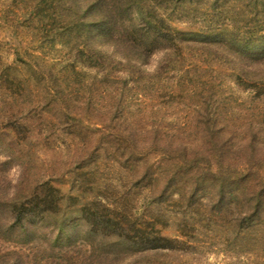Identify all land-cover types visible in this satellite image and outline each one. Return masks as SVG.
Segmentation results:
<instances>
[{"label": "rangeland", "instance_id": "374dc122", "mask_svg": "<svg viewBox=\"0 0 264 264\" xmlns=\"http://www.w3.org/2000/svg\"><path fill=\"white\" fill-rule=\"evenodd\" d=\"M192 1L196 9L209 3V0ZM218 1H226L224 5L229 8L228 31L250 35L253 40L264 36V0ZM199 17L196 15L197 21ZM208 20L215 21L216 17ZM51 24L31 21L27 6L18 0H0V69L17 68L20 80L30 82L29 89L24 87L22 96L12 102L8 96L16 88L8 90L7 85L0 88V201H5L8 194L19 196L36 184L49 182L59 186L63 193L71 190L72 194H82L80 199L86 201L102 194L137 216L151 207L154 197L167 183L168 178L156 177L167 170L164 166L169 157H163L162 153L181 157L182 149H186V159L198 165L208 185L201 191L202 196L211 198L222 186L225 192L233 194L230 199L233 203L226 205L224 214L214 222L194 217L191 226L194 245L190 252L150 254L129 259L130 263L264 264V197L260 205L262 217L256 223L247 221L248 205L243 203L251 194L264 189V98L254 100L251 93L232 86L227 73L229 66L221 56V59L214 57L219 55L215 50L204 57L207 73L203 76L193 71L185 74L184 69L178 68L179 61L171 64L174 56L166 63L169 57L158 53L148 59L144 81L139 79L136 85L129 79L123 87V116L115 119L109 111L108 97L101 95L111 85H104L101 75L94 71L76 76L67 72L77 40L68 29H53L55 23ZM179 26L186 28L181 23ZM17 47L35 53L37 61L43 62L44 77L32 75L26 61L17 58ZM183 53L189 62L196 63L201 52L192 49ZM161 64L166 67L159 74ZM48 69L52 77L44 74ZM135 90H144L146 95L139 97ZM209 118L212 124L209 123L207 131L203 122ZM103 127L119 136L107 139ZM11 129L16 132L15 139ZM130 130L136 131L132 143L124 138ZM154 141L158 147L150 145ZM143 144L145 148H154V155L135 167L127 158L133 160V149ZM92 150L94 160L84 164L92 157ZM209 165L208 174L204 169ZM148 167H151L150 182L140 183ZM242 174L246 176L245 182L240 181ZM195 178H176L180 187L174 192V200L180 192L184 196L181 201H185ZM235 178L239 182H233ZM92 182L100 186L98 191L91 189ZM80 183L81 191L77 190ZM211 205L195 201L191 210L205 206L209 209ZM169 206L167 203L160 207L169 216L166 228V221L162 222L163 234L173 236L171 211L179 212L181 208ZM3 218L0 210V223L5 225ZM79 229L74 233V242L69 245L64 242L62 246L52 244L54 230L48 225L37 232L29 246H19L2 236L0 264H21L24 257L29 264H76L85 257L105 256L106 249L103 251L98 241L83 236ZM115 258H110L112 264H122L120 257L112 262Z\"/></svg>", "mask_w": 264, "mask_h": 264}, {"label": "trees", "instance_id": "16d2710c", "mask_svg": "<svg viewBox=\"0 0 264 264\" xmlns=\"http://www.w3.org/2000/svg\"><path fill=\"white\" fill-rule=\"evenodd\" d=\"M18 1L27 6L31 21L35 20L39 25L55 23L53 29L70 31L69 34L77 42L72 48V57L67 64V72L73 76L92 71L96 72V75H101L103 84L111 85V89L104 88L101 95L103 98L108 97L111 103L109 111L116 116L115 119H121L123 116V87L127 86L129 79L131 82L133 80V84L136 85L139 79L144 81V68L147 61L158 53L169 57L166 63L171 60L170 57L174 56L171 64L179 61L178 68L184 69L185 74L193 71L203 76L207 73L206 66H203L206 62L204 60L207 58L206 54L215 50L214 52L219 55L215 54L214 57L218 59L222 57L229 66L227 73L232 86L241 92L251 93L254 100L264 98V36H259L255 41L250 35L240 36L228 31L229 26L226 20L229 8L225 6L226 1L209 0L205 8L197 7V9L193 6L192 0ZM196 15H200L199 21L196 20ZM212 16L216 17L215 21L208 20ZM197 22L202 26L199 27L200 24ZM180 23L186 28L179 26ZM192 49L201 52L195 60L196 63L192 60L189 62L183 53ZM15 53L18 59L23 58V61H26L27 69L32 75L37 73L40 77H44L42 73L44 65H41L43 62L37 61L35 53L27 49L21 50L20 47L15 48ZM165 67L163 64L159 66V74L165 71ZM16 69L10 66L0 69V88L2 85H7L8 90L13 88L17 90H12L8 96L11 102L16 101L17 97L20 98L23 88L29 89L30 85L28 80H20ZM44 74L50 76L52 72L48 69ZM144 90L139 92L135 90V94L139 97L144 96L146 95ZM208 121L203 123L206 125V130L210 131L211 118ZM103 130V134L108 135L107 139L109 136V138L119 136L112 134L111 129L106 132V128L103 127ZM121 130L124 132L123 129ZM11 131L14 133L12 138L15 139L16 132L12 129ZM129 132L131 133L124 138L129 143L135 142L136 131L130 130ZM150 145L154 148L159 146L156 141ZM142 146L133 149L132 152L135 155L133 160L127 158L128 161H133L135 167L141 162H147L154 155V148H145V144ZM94 153L95 151L92 150V157L87 158L84 164L88 165L94 160ZM182 154L181 157H175L174 154L172 157L167 153H162L163 157H169L164 166L167 170L156 177H158L157 180L163 176V179L168 178L167 183L163 190L160 189L154 197L151 207L137 216L118 207L102 194L91 196L92 198L86 201L80 199L82 194L81 196L72 194L71 190L63 193L59 186L42 182L26 193L19 196L8 194L5 201H0V210L5 223V225L0 223V237L3 236V240L6 241L13 240L19 246H29L35 241L37 232L48 225L54 230L52 244L62 246L64 242L68 245L74 242V233L79 227L83 236L98 241L103 251L106 249L105 256L85 257L79 262L74 261V263L81 264H112L110 258L114 257L116 258L112 262L120 257L122 260L120 263L131 264L129 259H137L150 254L188 253L194 245L191 241L193 237L191 226L194 223V217L208 223L216 221L224 214L223 209L226 205L233 203L230 202L233 194L231 192L228 194L225 188L220 186L217 193L212 195L213 198H204L201 191L208 186L205 177L201 176L202 173L198 171L200 169L194 161L186 159L188 155L186 149H182ZM12 157L10 153L9 158ZM149 169L151 167L142 173L140 183L147 180L150 182ZM204 170L209 174L210 165ZM244 175L240 176V181H246ZM180 176L196 177L184 202L181 201L184 196L180 192H177L179 197L177 200L173 197L176 189L180 187L176 179ZM151 178L153 179L154 175ZM238 179L235 178L232 181L239 182ZM80 185L81 183L77 187L79 191H81ZM87 185L89 186L88 183ZM91 185V189L95 192L100 188L95 182ZM154 190L155 188L152 191ZM263 197L264 189L254 192L248 201L243 202L244 205H248L249 213L246 216L248 222L260 221L262 217L260 205L262 206ZM200 200L212 203V205L209 209L205 206V209L196 208L192 211L191 207L194 202ZM167 203L171 204L169 206L171 209L181 208L179 212L171 211L174 215V218H171L174 227L173 236L163 234L169 216L166 217L160 207ZM163 221H166L165 228H163ZM108 259L110 261L106 262ZM13 264H20V262H13ZM21 264H29V261L24 257Z\"/></svg>", "mask_w": 264, "mask_h": 264}]
</instances>
